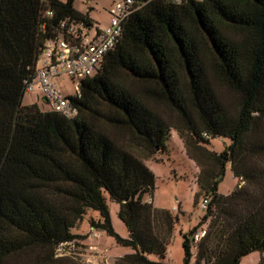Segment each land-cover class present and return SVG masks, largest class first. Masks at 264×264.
<instances>
[{
	"label": "trees",
	"instance_id": "16d2710c",
	"mask_svg": "<svg viewBox=\"0 0 264 264\" xmlns=\"http://www.w3.org/2000/svg\"><path fill=\"white\" fill-rule=\"evenodd\" d=\"M73 1L0 0V264H85L57 250L85 238L71 229L87 208L101 217L91 228L133 249L114 264H169L178 219L144 201L154 175L142 159L164 151L171 128L199 167L195 200L202 192L208 202L182 235V263L239 264L264 253V133L252 127L264 117V0H136L99 70L68 97L77 115L67 118L22 99L59 24L89 23ZM220 89L234 95L233 109ZM216 136L229 139L219 153L206 147ZM227 166L244 185L221 195ZM104 192L119 204L127 239L112 229Z\"/></svg>",
	"mask_w": 264,
	"mask_h": 264
},
{
	"label": "rangeland",
	"instance_id": "374dc122",
	"mask_svg": "<svg viewBox=\"0 0 264 264\" xmlns=\"http://www.w3.org/2000/svg\"><path fill=\"white\" fill-rule=\"evenodd\" d=\"M59 1L65 2L66 0ZM114 1L74 0L73 7L76 11L89 18L94 30L95 27L103 28L108 24V10ZM56 82L64 96L75 95L76 83L69 77L57 78ZM220 91L224 102L233 109L235 103L234 95L225 89H220ZM22 103L24 105L37 104L41 110H48L43 97L37 91L24 93ZM162 113L163 117L173 127H182L177 115L168 110H162ZM252 127H258L256 131L264 133V117L256 118ZM228 143L229 139L227 137H209L206 147L210 151L219 153ZM187 150L192 157H200L197 150L188 147ZM136 154L141 156L139 153ZM142 161L154 175L152 196L150 198L145 196L144 199L150 200L154 208L167 210L173 217L178 219L174 224L172 236L167 246L165 261L169 264H183L182 235L195 227L205 213L198 206L199 200L204 196V193L200 192L195 200V194L199 191L197 185L199 167L187 154L184 139L179 136L174 128L169 130L164 151L159 152L157 150L150 158L142 159ZM243 185L237 177L233 176L230 167L227 166L223 177L218 183L217 192L221 195H228L236 188L243 187ZM103 195L113 231L121 238L127 239V229L118 217L119 204L113 201L106 192ZM100 220L101 217L98 211L87 208L82 220L71 229L72 234L85 236V238L79 239L75 245L62 246L59 254L73 256L77 261L84 263L87 260L97 261L100 259L115 263L117 258L132 253L133 249L131 247L117 243L114 237L109 236L100 228L95 229L97 236H94L93 240L86 243L87 237L91 233L90 222L96 223ZM202 228L205 231L207 230V222L203 224ZM65 249L68 251H65ZM192 252L195 253V248H192ZM148 257L152 260H157L153 255H148ZM261 257H264V253L254 251L244 256L239 264H255ZM191 262H193V258Z\"/></svg>",
	"mask_w": 264,
	"mask_h": 264
},
{
	"label": "built area",
	"instance_id": "2783aa9c",
	"mask_svg": "<svg viewBox=\"0 0 264 264\" xmlns=\"http://www.w3.org/2000/svg\"><path fill=\"white\" fill-rule=\"evenodd\" d=\"M139 6L140 3L136 0H115L108 10V24L103 28L95 27L94 30L90 20L89 23L67 19L62 21L57 28L56 36L45 42L34 76L26 83L25 93L37 91L43 97L49 111L67 118L75 117L77 109L60 91L56 79L69 77L76 83L77 94L79 81L99 70L104 56L119 41L123 22ZM51 15L50 11L46 12L47 17ZM203 136L207 138L206 133H203ZM207 205L206 198L199 200L200 210L205 211ZM204 235L205 229H199L192 235V243L196 245ZM94 236L97 234H93ZM61 248L57 250L58 254ZM85 264L114 263L100 259L87 260Z\"/></svg>",
	"mask_w": 264,
	"mask_h": 264
},
{
	"label": "crops",
	"instance_id": "0c3cea01",
	"mask_svg": "<svg viewBox=\"0 0 264 264\" xmlns=\"http://www.w3.org/2000/svg\"><path fill=\"white\" fill-rule=\"evenodd\" d=\"M174 1H179V0H174ZM87 17V16H86ZM88 18V17H87ZM89 19V18H88ZM144 201H146L147 202V200L146 199H144ZM90 235L87 237V241H86V243L87 242H90V240H93L94 238H93V234H97L96 232H95V229L94 228H91L90 227ZM89 240V241H88ZM80 243V242H79Z\"/></svg>",
	"mask_w": 264,
	"mask_h": 264
}]
</instances>
